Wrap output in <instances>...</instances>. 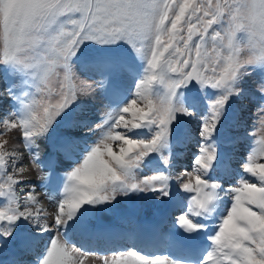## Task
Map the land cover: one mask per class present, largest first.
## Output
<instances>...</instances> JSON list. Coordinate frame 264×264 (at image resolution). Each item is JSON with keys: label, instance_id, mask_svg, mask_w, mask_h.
I'll use <instances>...</instances> for the list:
<instances>
[{"label": "snow or ice", "instance_id": "1", "mask_svg": "<svg viewBox=\"0 0 264 264\" xmlns=\"http://www.w3.org/2000/svg\"><path fill=\"white\" fill-rule=\"evenodd\" d=\"M89 44L104 54L79 70L95 73L111 105L95 123L79 100L94 90L73 73ZM0 79L13 105L0 113V242L15 241L0 264H264V135L254 138L264 130V0H0ZM190 84L204 96L185 97ZM184 117H199V140L174 136ZM226 117L253 137L237 168L229 149L242 137L221 135ZM193 141L192 170L173 177L174 148ZM60 158L71 162L63 175ZM40 192L55 203L50 222ZM142 194L181 209L168 255L131 247L108 258L70 236Z\"/></svg>", "mask_w": 264, "mask_h": 264}, {"label": "rangeland", "instance_id": "2", "mask_svg": "<svg viewBox=\"0 0 264 264\" xmlns=\"http://www.w3.org/2000/svg\"><path fill=\"white\" fill-rule=\"evenodd\" d=\"M214 27H217L214 25ZM241 35V34H238ZM119 53L124 54L127 53V49L124 47H121L120 49L117 50ZM102 51L95 45L89 44L81 49V52H79L77 55L79 57V61L77 62V65H73V73L77 77L78 81H83L84 83L88 84L94 91L91 96H83L81 95L79 97V100L81 102H87L86 104V114L87 116L91 119L93 123H95L100 117L104 116L107 114V112L110 110L111 105L109 104V101L105 99L102 95H97L101 90L99 89L97 83L95 82L98 77H96L95 73H91L90 75L93 77V79H86L84 74L81 73L79 70V67L81 64L85 65H91L92 62L99 56L103 55ZM15 79V78H14ZM255 80V76L248 78L246 87H251L253 86ZM56 81V77H53V84ZM7 81L5 79H0V90L3 89L4 84ZM19 83V81H17ZM124 86L130 87L131 86V81L125 80ZM29 91H33L31 89H28ZM183 94L185 97H190L194 94H198L200 96H204V93H202L199 89L198 86L193 87V85H189L188 88L183 90ZM207 95L209 98L212 96V91L209 89L207 90ZM2 100V101H1ZM5 101V102H4ZM0 102H3V106L0 107V113H6L10 112L13 108V105H11L7 97H0ZM8 102V103H7ZM200 110L201 112L206 110V104L201 101L200 105ZM231 115V109L229 110V116ZM246 118L251 116V113H245ZM198 127H199V117H184L181 118L178 122V124L175 126V131H174V136H181L184 134L185 129H189L191 133L196 137L197 140H199V134H198ZM252 124L251 120H249L248 124V130H251ZM245 128L241 127L239 129L238 133H235L234 130L230 127L229 125V119L226 117V119L222 122L221 128H220V133L221 135H227L229 133L233 134H238L242 137V142L236 147L237 152H233V149H229V151L233 152V158L231 160V165L234 168H237L239 166V162L241 160V154L242 153H247L252 146V140L253 137H247L244 136ZM57 134L58 135H64V134H75V135H81L82 133H79L76 130L72 129H65L63 127L57 128ZM261 135H264V130H260L259 128L255 131L254 133V138L259 139ZM96 138V135L93 133L88 134V139L89 141L94 140ZM44 143L42 142L41 145ZM24 149L21 148V151ZM51 149H47L46 151H50ZM185 155L183 156V159H178L175 155H173L172 159L175 163V167L171 169L173 177L177 175V173L182 172L185 168L188 169V171H191V166H190V159L194 153L198 151V147L195 141L189 144V147H183L180 145H177L174 148V153L175 152H181L184 151ZM41 155L43 156L45 153V150H41ZM70 161L63 160L60 158V162L58 163L57 167V172H60L61 175H63V171L70 166ZM165 167L162 163L158 165V167L162 168ZM147 171V170H146ZM147 174V173H145ZM150 174V172H148ZM43 172H37L35 178L39 179L41 176H43ZM58 181V177H53V183L50 185V187L47 189L49 193L53 191L55 188V185ZM42 196L39 197V199L42 202V207L46 210L47 216L46 219L50 222L51 221V213L55 210V203L48 198V196L44 195L43 192H41ZM121 199L122 203L116 206V210L112 212H105L98 214L96 217H93L89 220V225H91V228L94 231H106L105 229L110 230L114 227L112 230H119L120 234H124V231L127 235L131 236V242L136 244V241L134 240L136 236V228L138 230L137 223L139 225L140 222H142L143 218L151 217L153 219L152 221L154 224H158L160 218L164 215L169 213L171 208L173 209L174 206L168 205V204H161L159 201H155L154 199L149 197H144L143 194L141 195L140 198H138L134 204L129 203L126 198H119ZM2 203V202H0ZM181 209L177 210L174 212V215L177 217L180 213ZM176 213V214H175ZM174 217V216H173ZM172 230V225H167V228H165V231H168V233ZM113 234L112 231H110L109 235ZM45 238L47 234H44ZM70 236L76 241L79 242L80 239H83L82 236L78 235V232L75 234L70 233ZM111 239L114 240V236L111 235ZM164 245L160 249H158L156 252L151 250V246H148V250L144 251L143 249H139L135 247L134 245H127L128 248L135 247L140 250L142 253H147L149 255L152 254H164L167 255V252L169 251V247L167 244V234L164 238ZM200 240L204 243L207 244V238L206 237H200ZM108 239L107 238H99L97 241H92L91 239L89 240V244H91L95 251L94 253H99V254H108V258H111V253L116 251V250H121L122 249H110L106 252H102L103 249H105V245H107ZM162 243V242H161ZM137 245V244H136ZM10 249H15V241L12 240L11 237H9L8 242L3 243L0 242V261L7 259L11 254L8 252ZM124 250V249H123ZM13 252V251H12ZM152 253V254H151ZM174 254V253H173ZM80 255V253H78ZM176 255V254H174ZM104 259L103 255H89L86 260L85 264H102V261Z\"/></svg>", "mask_w": 264, "mask_h": 264}, {"label": "bare ground", "instance_id": "3", "mask_svg": "<svg viewBox=\"0 0 264 264\" xmlns=\"http://www.w3.org/2000/svg\"><path fill=\"white\" fill-rule=\"evenodd\" d=\"M2 106H3V102H0V107H2ZM189 144L190 143H188L186 146H183V147H187L188 148ZM42 149L45 150L43 144L40 146V151ZM186 151L187 150H185V152L182 151L183 155L181 157H179L178 159H183V156L185 155ZM233 152L236 153L237 152V148H235L233 150ZM37 191L39 192L40 190L38 189ZM41 196H42V194L40 192V196L39 197H41ZM170 210L171 211L169 213L164 214L160 218V220H159L157 225L154 224V222L152 221L153 219H151V217H149V216H148V218L147 217L143 218L142 222H140L139 225L137 223V226H139V227H138V234H136V243L141 242V241H143V243H146L148 240H150V241H152L154 243V246L162 245V243H159V241L160 242H164L165 241L164 238H165L166 234L168 233V231H165V228H167V225H173V221L176 219V216L174 215V212L179 210V208L174 207L173 209L171 208ZM90 226L91 225H89V228H90ZM112 229H114V227ZM112 229L110 230V228H109V229H105L106 231H104V230L103 231H96L97 234L94 235L95 239L107 238L108 240H110L111 239V235L113 236V234H110V236H108L110 231L114 232V234L117 232L116 230H112ZM155 234H156V236H155ZM78 235H82V234H80L78 232ZM123 235H124L123 237L121 235V239L111 240V242L109 243L108 247L123 248V246L128 244L129 239L131 237L130 235L126 236L125 231H124ZM84 236H88V235L84 234L82 237H84ZM115 236H117V235H115ZM81 242L82 243H79V244H86L87 243L85 241H81ZM140 246H141L140 248H142V249H148L147 246H142V245H140ZM91 249L93 250L94 247H92ZM12 251L14 252L15 249H12ZM168 254H169V251L167 252V255ZM174 254H176V253H174Z\"/></svg>", "mask_w": 264, "mask_h": 264}]
</instances>
